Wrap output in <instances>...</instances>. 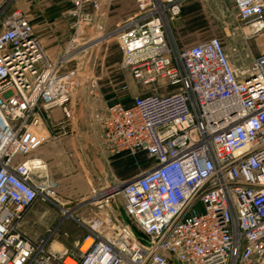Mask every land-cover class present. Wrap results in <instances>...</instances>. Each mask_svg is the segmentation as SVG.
Returning <instances> with one entry per match:
<instances>
[{"label": "built area", "instance_id": "2783aa9c", "mask_svg": "<svg viewBox=\"0 0 264 264\" xmlns=\"http://www.w3.org/2000/svg\"><path fill=\"white\" fill-rule=\"evenodd\" d=\"M188 1L133 0L135 11L111 30L116 71L140 87L126 99L128 84L117 81L115 99L93 119L111 155L145 169L119 185L125 220L113 237L91 233L74 250L54 249L48 235L30 240L20 224L49 187L45 163L32 153L72 131L80 84L98 94L93 74L80 80L76 64L66 65L79 45L77 28L97 2L69 0L73 35L56 60L24 14L13 9L5 16L0 264H264V49L233 67L217 37L177 48L166 25ZM230 1L244 37L262 35L264 0ZM111 196L112 189L100 188L91 204L103 211Z\"/></svg>", "mask_w": 264, "mask_h": 264}, {"label": "rangeland", "instance_id": "374dc122", "mask_svg": "<svg viewBox=\"0 0 264 264\" xmlns=\"http://www.w3.org/2000/svg\"><path fill=\"white\" fill-rule=\"evenodd\" d=\"M13 9V0H0V28ZM127 11L128 16L131 15L135 5ZM101 19L96 9L91 11L90 21L79 24L76 31L79 45L66 65L76 64L80 80L93 74L102 96L108 95L106 99L110 100V92L116 88L117 81L125 80L128 86L132 82L115 69L119 51L111 30L117 23L106 27ZM244 30L230 0H189L166 25L168 38L179 49L209 37L219 38L233 67L247 64L264 49V33L246 39ZM70 31L73 35V28ZM139 87L128 88L126 99ZM93 106L90 99L86 104L88 116H80L73 132L46 142L55 141L59 151L45 163L48 190L42 192L43 197L37 196L20 224V230L30 240L48 235L53 248L74 250L91 233L110 240L116 223L125 220L119 185L139 174L145 166H138L125 155H111L107 151L93 119L98 108ZM100 188L112 189L110 203L103 211L91 204L92 195Z\"/></svg>", "mask_w": 264, "mask_h": 264}, {"label": "crops", "instance_id": "0c3cea01", "mask_svg": "<svg viewBox=\"0 0 264 264\" xmlns=\"http://www.w3.org/2000/svg\"><path fill=\"white\" fill-rule=\"evenodd\" d=\"M97 9L101 14L103 26L111 27L128 16V8H133V0H95ZM13 8L24 14L32 26L34 34L37 36L41 47L51 60H56L69 38L71 31L69 27V0H13ZM124 8L126 10H124ZM108 15L110 18H108ZM119 59V56H118ZM117 59V60H118ZM117 62V61H116ZM116 62L114 64H116ZM129 83V82H128ZM131 83V82H130ZM135 87L131 83L128 88ZM116 88L110 92L111 99L108 96H102L100 85L96 97L86 94L83 85L76 88L73 97V126L72 132L79 125L80 116H88L89 109L87 102L91 99L93 107L99 108L102 103L113 101L116 97ZM109 97V98H110ZM108 100V101H106ZM52 119L57 120L61 117L60 110L54 108L50 112ZM55 141H50L37 148L32 155L40 158L44 163L58 153V147Z\"/></svg>", "mask_w": 264, "mask_h": 264}, {"label": "bare ground", "instance_id": "6f19581e", "mask_svg": "<svg viewBox=\"0 0 264 264\" xmlns=\"http://www.w3.org/2000/svg\"><path fill=\"white\" fill-rule=\"evenodd\" d=\"M98 40V39H97ZM87 49V48H86ZM84 50V49H83ZM102 193L100 192L97 196H98V198H100L99 196L101 195ZM53 245V244H52ZM54 249H56V250H60V248L59 247H57V246H55L54 247Z\"/></svg>", "mask_w": 264, "mask_h": 264}]
</instances>
